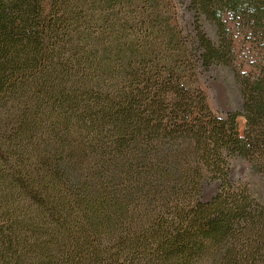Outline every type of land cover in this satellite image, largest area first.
<instances>
[{
	"label": "trees",
	"instance_id": "trees-1",
	"mask_svg": "<svg viewBox=\"0 0 264 264\" xmlns=\"http://www.w3.org/2000/svg\"><path fill=\"white\" fill-rule=\"evenodd\" d=\"M0 264H264V0H0Z\"/></svg>",
	"mask_w": 264,
	"mask_h": 264
},
{
	"label": "rangeland",
	"instance_id": "rangeland-1",
	"mask_svg": "<svg viewBox=\"0 0 264 264\" xmlns=\"http://www.w3.org/2000/svg\"><path fill=\"white\" fill-rule=\"evenodd\" d=\"M183 1V0H182ZM186 1V0H184ZM49 0H46V7L48 8ZM183 23L186 24L189 30L184 32V42L186 44L192 43L195 40V30L192 25V16L189 12L184 13ZM213 24L208 22L206 25V34L212 39L216 38L217 32L213 28ZM198 73L197 84L203 88L207 95V101L213 111L227 112L235 110L238 106V99L231 91V87L226 80H224V72L217 66L211 65L208 69L201 70ZM239 130L242 132L245 127V118L242 115L237 117ZM245 167L237 164L233 171L234 177H239L244 174ZM213 188L209 189L206 197L210 196Z\"/></svg>",
	"mask_w": 264,
	"mask_h": 264
}]
</instances>
